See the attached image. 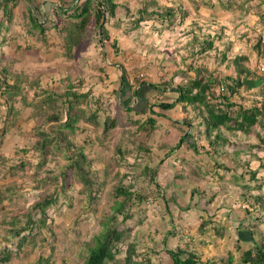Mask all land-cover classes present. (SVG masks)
I'll return each instance as SVG.
<instances>
[{"label":"rangeland","instance_id":"374dc122","mask_svg":"<svg viewBox=\"0 0 264 264\" xmlns=\"http://www.w3.org/2000/svg\"><path fill=\"white\" fill-rule=\"evenodd\" d=\"M72 1L18 0L9 13L0 10V68L21 79V89L12 99L6 101L8 95L0 93V248L10 245L13 251L2 264H83L101 233L110 228L120 232L121 239L111 247L114 259L106 264H121L131 244L136 258L147 264H171L166 249L178 248L185 250L184 257L195 254L197 264H228V258L239 264L252 241L250 236L234 238L237 225L249 227L257 243L264 235V209L245 214L242 208L243 200L252 202L249 195L264 196V146L259 141L264 128L255 125L248 134L221 128L229 140L222 150L206 162L199 163L194 156L193 163H182L177 150L186 142L180 140L185 136L183 126L193 127L195 140L213 150L203 133L205 112L199 115V108L184 109L181 103L175 112L163 110L157 103L177 96L171 86L212 74L226 83L228 76L243 81L231 101L243 107L264 104V0H114V15L104 13L99 29L91 17L84 39L70 54L56 30L46 27L43 35L28 33V4L40 22L54 24L56 5L68 11L75 2H83ZM143 6L145 19L135 26L137 9ZM163 7L175 10L172 22L159 16ZM205 40L212 46L200 51L207 46ZM235 56L245 59L235 64ZM69 82L75 92L88 94L76 104L73 131L63 127L64 111H58L59 119L49 118L65 99ZM40 88L61 95L41 105L40 96H33ZM132 91L143 102L133 100L132 109L126 110ZM222 92L228 94L227 89ZM217 95L215 86L213 97ZM151 110L158 121L156 129H140L138 123L144 124ZM106 119L115 122L103 132ZM43 140L51 142L42 146ZM65 141L73 143L67 146ZM139 145L148 150L137 151ZM157 148L173 155L170 173L163 170ZM202 154L206 160V153ZM83 156L82 170L91 180L92 198L69 166L72 159ZM214 160L220 164L216 166ZM145 167L159 168L162 174L150 179L142 171ZM251 170L256 171V180L248 179ZM161 175L181 179L164 181ZM243 183L257 188H241ZM173 185L178 196L166 194L169 201L164 205L160 189L171 193ZM119 187L139 194L123 212L114 209L121 198ZM47 197L52 202L44 214L32 209ZM182 205L190 209L181 211ZM28 220L35 223L33 236L17 248L15 235ZM172 227L176 235H170L168 244Z\"/></svg>","mask_w":264,"mask_h":264},{"label":"trees","instance_id":"16d2710c","mask_svg":"<svg viewBox=\"0 0 264 264\" xmlns=\"http://www.w3.org/2000/svg\"><path fill=\"white\" fill-rule=\"evenodd\" d=\"M73 0L72 2H75ZM18 3V0H0V10H4V13H9L12 8H14ZM26 6V5H25ZM116 3L114 0H83V2H75L70 10L61 9L56 5L53 9L54 11V20L55 23L47 24L45 22H40L41 19L37 17V14L34 15L31 7H26V19L25 22L27 31L29 34H33V36L37 33L38 35H43L46 27L56 30V33L60 35L61 41L64 44V50L67 54H70L73 50L75 44H78L79 41L84 39V35H86V30L88 29V23L93 20L94 25L101 27V23L103 22L104 13H108L109 15H114V10L116 8ZM40 9V8H39ZM138 18L136 19V24L144 20V15L146 13V6L137 9ZM156 13V11H150V13ZM175 10L172 7H163L161 8V13L159 11V16L162 20H167L166 16H168L169 21H173ZM25 17V16H24ZM58 17V18H57ZM164 18V19H163ZM60 21V24H59ZM53 24V25H52ZM52 25V27H50ZM6 28V27H5ZM206 47L199 49L200 51H206L210 46H212V42H208L205 40ZM28 46V43L26 44ZM245 57L235 56L233 62L237 64L239 61L244 60ZM123 72L124 69H122ZM18 74L14 75L9 72L6 67L0 68V93L5 96V100L12 99V96L20 91L21 84ZM217 76H213L212 74H201L198 77L189 78L185 84H176L171 86V91L177 93V96L174 97L173 100L170 101H160L157 105L163 110H169L174 108L178 103L182 104V107L185 109L188 106H193L194 109H198L201 115V112H205L204 116V129L203 133L206 136L209 146L218 152V150H222L225 144H228L229 140L222 133L221 128L227 131H241L245 133H250L255 125H258L264 128V104L261 105H250L248 107H243L233 101H231L230 97L234 92H236L238 87L244 86L243 81L239 77H225L230 80V83H226L223 79L216 78ZM122 84H124L125 79L124 76H120ZM76 82V81H75ZM77 82H81L78 81ZM152 88L159 89V87L154 83L144 82ZM79 84V83H77ZM40 85H38L39 87ZM215 86L219 87V95L213 97V90ZM167 88V87H166ZM65 99L60 103V107L56 108L55 115L49 117L50 119H59L60 116H57L59 112L64 111L67 116L65 119V123L63 127L66 129H70L73 131V125L77 121L78 112L74 111L76 108V104H80V100L82 98H87L88 94L86 92H75L74 85L72 83H68L64 88ZM227 89V93H223L222 90ZM90 92V91H88ZM40 96V103H51L55 97H59L58 92H50L48 90H44L40 88L38 91H33V96ZM46 95V96H45ZM71 96V97H70ZM220 98L222 100H220ZM215 100V102H214ZM219 100V101H218ZM121 105V103L119 102ZM123 106V105H122ZM132 109L129 105L128 108L126 106V110ZM59 111V112H58ZM144 112V111H143ZM149 116H147L144 120V124L138 123L141 126L140 129H144L146 127H151V129L156 128L157 119H155V111H150ZM157 114V113H156ZM160 116V114H157ZM163 116V115H162ZM94 114L91 119H94ZM114 120L111 119L109 121L106 119L104 121L103 132H108L112 126L114 125ZM143 122V121H142ZM198 127H200L198 125ZM201 128V127H200ZM200 131V130H199ZM215 132V133H214ZM214 133V134H213ZM185 136H192L189 133H184ZM185 136L180 137L185 138ZM259 141L264 146V138L259 137ZM46 142V143H45ZM51 140H43L42 146L50 143ZM67 146H71L73 142L65 141ZM119 148V145H116ZM45 147V146H44ZM137 151L146 152L148 149L143 148L142 145L136 147ZM136 151V152H137ZM141 153V152H138ZM82 154V153H81ZM82 157V156H81ZM138 158V156H137ZM84 160V156L82 159L74 158L71 160L69 166L70 168L75 169V175L80 179L84 188H87L89 191V197L92 198L91 194L94 192L91 191V180L85 175V171L82 170V164ZM220 163H216V166ZM149 169V170H147ZM151 170V171H150ZM143 173L149 176L150 179L154 178L156 174L155 167L143 168ZM147 171V172H146ZM145 175V176H146ZM249 180H256V171L251 170ZM241 188H246L248 190L257 188V185L250 184H241ZM117 194L121 195L120 201L116 202L114 209L116 212L124 211L125 206H129V204H133V197L139 196L136 191H131L127 187H119L117 188ZM244 194V193H243ZM250 194V193H248ZM252 194V193H251ZM251 196L252 202L250 200H243L245 208V214L248 211L259 209H264V196L262 194L249 195ZM52 202L51 198H44L43 200L36 201L32 209L34 211H40L44 214V208H46ZM244 211V210H243ZM126 215V214H125ZM26 227L22 228V231L17 232L15 235L19 237L16 247L18 248L24 241L29 240L30 237L33 236V226L35 227V223L32 220L26 221ZM34 224V225H33ZM248 228V229H247ZM246 229V230H245ZM239 231L238 239L243 240L242 237H248L249 241H252V247L246 249L242 252L240 257L239 264H264V235L261 237V242L257 243L253 240V232H251L249 227H246ZM14 232H16L14 230ZM220 233V232H219ZM221 234V233H220ZM121 239V233L116 231L115 228H110L101 233L100 238L96 243V246L89 250L88 256L85 258L83 264H106L107 260L114 259V252L112 250V246L117 247L116 243ZM116 244V245H115ZM187 244V243H186ZM118 251V250H117ZM185 252L183 248H178L176 250H168L167 253L172 260L171 264H197L199 258L191 253H186V256H182ZM13 251L10 245H4L0 248V263L8 262L12 255ZM138 255L135 254V246L133 244L128 246L127 252L123 257V262L121 264H147L142 260L137 259ZM230 257V256H229ZM147 261V260H146ZM228 264H231V259L228 258Z\"/></svg>","mask_w":264,"mask_h":264},{"label":"crops","instance_id":"0c3cea01","mask_svg":"<svg viewBox=\"0 0 264 264\" xmlns=\"http://www.w3.org/2000/svg\"><path fill=\"white\" fill-rule=\"evenodd\" d=\"M26 34V33H25ZM36 37V36H35ZM27 44V43H26ZM20 47V46H19ZM18 50H20V48H18ZM127 90H128V88H127ZM130 93H131V90H128ZM134 93V95L130 98L129 97V99H127V102H129V103H127V106H129V105H131V103H132V101L133 100H135V102L136 101H142V99H141V97H139V96H137V94L135 93V91H132V94ZM130 95V94H129ZM135 97V98H134ZM131 102V103H130ZM143 102V101H142ZM132 106V105H131ZM172 109H174V112H175V107L174 108H172ZM171 115H173V113L171 114ZM158 122V121H157ZM156 127H157V125H156ZM197 128H199V127H197ZM156 129V128H155ZM183 132L184 133H189L190 135H192V136H188L187 135V137L189 138L188 140H185V138H184V141H186L185 142V144L184 143H182L181 144V146H179L178 147V150H177V152L179 151V150H181V159H183L182 160V163H183V161L184 162H187V163H193L194 161H196V159H195V157L194 156H197L199 159H200V161H199V163L200 162H202V161H207V159H211V155L213 154V153H215V150H212V151H209V148H208V146L207 145H205L204 144V142L202 141V140H199V141H196L197 139L193 136L194 134H192L193 132H194V130H193V127H190V126H188L187 127V129L183 126ZM199 130V129H198ZM196 139V140H195ZM195 143H198L200 146H204L205 148H196V146H195ZM191 148H195V150H192ZM151 150L153 149L152 147L150 148ZM203 149V150H202ZM151 150L149 151L150 152V154L153 152V150H152V152H151ZM157 151H158V153L157 154H159V156L158 157H160L162 160H163V162L161 163V165L163 164V166H164V171L166 172V174L167 173H170V169L169 168H171V167H169V159H171V157L173 156H171L170 154H169V152H168V150H166V149H164V148H157ZM202 153H206V160H204L203 158H202V156H203V154ZM177 154V153H176ZM216 154V153H215ZM177 157V156H176ZM153 158H156L155 156H153ZM218 158V157H217ZM173 162H175L174 160H172ZM215 163H217V161H213V164H215ZM169 167V168H168ZM161 169V168H160ZM158 170H159V168H158ZM158 170H156V175H159L160 173H161V171H158ZM172 172V171H171ZM162 174V173H161ZM178 176V175H177ZM176 176V178L174 177V175H172V176H163L162 177V175H161V177L163 178V179H165L164 181H167V180H169V181H171V179H181V178H179V177H177ZM161 185H163V184H161ZM163 188V187H162ZM169 190L170 189H160V196H159V198L164 202V205H165V200L167 201L169 198H167L166 197V194H169L171 197H176V196H178V192L176 193V190L174 189V185L172 186V190L173 191H171V193L169 192ZM192 193V195H191V197H193V195L195 194L194 193V191H192L191 192ZM172 194V195H171ZM194 198H196V196L194 195ZM171 200V199H170ZM196 200V199H195ZM169 201V200H168ZM167 204V203H166ZM195 204V201H193V204L191 205V207H194L193 205ZM168 205V204H167ZM163 206V205H162ZM183 206V205H182ZM245 205L244 204H242V208L244 207ZM163 208V207H162ZM181 208V207H180ZM178 209V208H177ZM190 209V207L189 206H183V208H181V211H186V210H189ZM223 209H225V208H223ZM225 210H227V209H225ZM232 214V213H231ZM232 216H230V218H231ZM232 221V220H231ZM175 226H176V224H175ZM239 227L240 226H238L237 225V227H236V231H235V233H233L234 234V238H236V239H238V237H239V235H238V233H239V231H242V229H239ZM173 228V227H172ZM171 232L172 233H170L169 234V236H168V239H167V243L168 244H170V235H172V236H175L176 235V233H175V230H174V228L171 230ZM225 235V234H224ZM156 239V238H155ZM194 239H196V238H194ZM163 243V242H162ZM188 244V243H187ZM165 249H166V247H165ZM168 250H173V249H166V251H168ZM164 258V257H163Z\"/></svg>","mask_w":264,"mask_h":264},{"label":"water","instance_id":"95a60500","mask_svg":"<svg viewBox=\"0 0 264 264\" xmlns=\"http://www.w3.org/2000/svg\"><path fill=\"white\" fill-rule=\"evenodd\" d=\"M105 20L104 16H103V21Z\"/></svg>","mask_w":264,"mask_h":264}]
</instances>
